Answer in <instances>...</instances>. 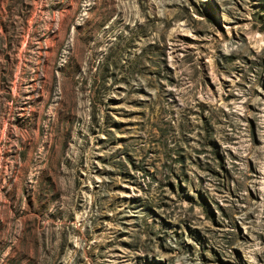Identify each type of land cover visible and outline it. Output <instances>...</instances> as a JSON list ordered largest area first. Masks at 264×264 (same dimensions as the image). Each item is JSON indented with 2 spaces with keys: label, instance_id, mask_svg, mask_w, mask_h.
Returning <instances> with one entry per match:
<instances>
[{
  "label": "rangeland",
  "instance_id": "374dc122",
  "mask_svg": "<svg viewBox=\"0 0 264 264\" xmlns=\"http://www.w3.org/2000/svg\"><path fill=\"white\" fill-rule=\"evenodd\" d=\"M0 264H264V0H0Z\"/></svg>",
  "mask_w": 264,
  "mask_h": 264
}]
</instances>
